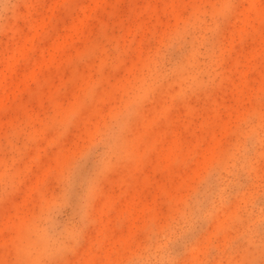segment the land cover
<instances>
[{
    "label": "rangeland",
    "instance_id": "1",
    "mask_svg": "<svg viewBox=\"0 0 264 264\" xmlns=\"http://www.w3.org/2000/svg\"><path fill=\"white\" fill-rule=\"evenodd\" d=\"M0 264H264V0H0Z\"/></svg>",
    "mask_w": 264,
    "mask_h": 264
},
{
    "label": "bare ground",
    "instance_id": "2",
    "mask_svg": "<svg viewBox=\"0 0 264 264\" xmlns=\"http://www.w3.org/2000/svg\"><path fill=\"white\" fill-rule=\"evenodd\" d=\"M60 44V43H59Z\"/></svg>",
    "mask_w": 264,
    "mask_h": 264
}]
</instances>
